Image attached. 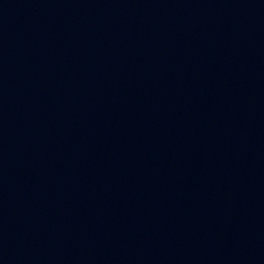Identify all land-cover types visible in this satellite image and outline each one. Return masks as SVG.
I'll return each instance as SVG.
<instances>
[{"label": "water", "instance_id": "95a60500", "mask_svg": "<svg viewBox=\"0 0 264 264\" xmlns=\"http://www.w3.org/2000/svg\"><path fill=\"white\" fill-rule=\"evenodd\" d=\"M0 264H264V0H0Z\"/></svg>", "mask_w": 264, "mask_h": 264}]
</instances>
